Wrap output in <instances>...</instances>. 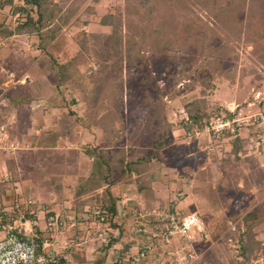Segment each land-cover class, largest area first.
<instances>
[{
	"label": "rangeland",
	"instance_id": "rangeland-1",
	"mask_svg": "<svg viewBox=\"0 0 264 264\" xmlns=\"http://www.w3.org/2000/svg\"><path fill=\"white\" fill-rule=\"evenodd\" d=\"M0 3L4 4L0 30L11 32L0 34V144L7 146L0 149L1 208L18 209L17 215L24 218L35 216L41 227L48 214L58 213L60 221L57 230L49 233L48 249L64 257L62 264H88L89 260L97 264L102 236L110 238L108 225L102 229L96 224L88 233V212L74 222L73 210L66 206L80 198L75 188L90 171L88 149L97 145L110 153L122 148L127 154L148 158L143 177L162 206L155 212L168 209L171 201L183 203L185 211L200 215L205 227L201 235L190 232L191 236L173 235L168 243L158 242L149 261L264 264V39L256 44L253 38L264 11L256 0H45L50 12L61 8L39 33L16 28L27 12L21 8L36 17V6L23 0ZM214 7L219 8L224 28L217 26ZM106 14L111 15L112 25L100 24ZM236 20L242 28L235 27ZM114 24L121 37L115 79L122 83L117 92L123 94L118 97L123 101L111 107L107 103L100 111L109 74L99 68L111 60V53L105 48L95 50V35L107 41L104 36L114 30ZM53 28L51 39H44L45 47L38 46L40 35ZM234 29H241L240 39L231 33ZM88 78L94 79L96 87L90 92ZM48 79L54 80L57 90ZM194 105L208 122L201 129L189 126L187 112ZM156 107L163 108L167 124L157 119ZM106 111L116 117L110 132L99 120ZM61 112L76 117L57 127ZM217 118L233 126L224 130L229 135L217 134ZM90 121L96 123L92 128ZM114 133L120 137L111 138ZM164 135L163 143L155 145ZM236 135L245 141L238 157L232 153ZM254 137L263 142L257 145ZM59 157L73 169L59 181L61 197L45 191V174L31 169ZM116 184L109 187L120 195V206L135 211L130 215L125 211L130 219L123 229L129 234L136 216L155 212L144 210L135 183ZM174 211L183 214V208ZM249 213L247 219L238 218ZM140 239L120 236L110 250L120 249L123 243L135 252ZM241 245L246 259L240 254Z\"/></svg>",
	"mask_w": 264,
	"mask_h": 264
},
{
	"label": "trees",
	"instance_id": "trees-1",
	"mask_svg": "<svg viewBox=\"0 0 264 264\" xmlns=\"http://www.w3.org/2000/svg\"><path fill=\"white\" fill-rule=\"evenodd\" d=\"M23 1L31 4L32 6L33 5L36 6V9H35L36 17L32 15L31 13L32 11L30 9L26 10L25 7L24 8L22 7L21 10L27 11V12L22 14V15H25V19L22 22H20L16 27L19 31L22 29H27V31H30V32L36 31L37 33H39L41 30H43V28L46 26V23L49 22V20L52 21V19L56 15V12L60 10L61 8V6H57L55 11L50 12L47 9L45 0H23ZM256 1L261 11L263 12L264 11V0H256ZM214 2L216 3L217 0H214ZM3 5H4L3 3H0V6H3ZM213 9H215V10H212L214 17L215 18L218 17L217 26L219 28H224V24L222 22L223 18H221L219 15L220 13L217 12L219 11V8L214 7ZM228 17H229V21L232 20V14L229 15ZM100 24L104 26L112 25L113 22L111 21V15L106 14L102 16L100 20ZM234 25L235 27L240 26L242 28L241 21L236 20L234 22ZM113 26H114V30L109 35L104 36L107 39V41L104 42L101 39H98L101 37L100 35H95L96 42H95V39H93L95 42L94 47H96L95 48L96 51L101 52V49L105 48L107 53H111V57H110L111 60L108 61V63L106 64H101L99 68V69L105 70V72L109 74L107 81L103 85V90H102V94L100 98L102 99L101 101L104 103V105H102V102L99 101L100 106H101V108H99L100 111H102L103 107L104 108L108 107L109 104L107 103H110L111 105L109 106L111 107L113 104H116L119 101L118 97L120 95L118 96L119 92H117V89H118V86L122 85V83H120L118 80L115 79L116 72L120 67L119 65L120 63L117 61L119 59V55L121 54L120 52L121 51V47H120L121 37H120V32L117 30V25L114 24ZM208 27L209 26H207V29ZM211 29L212 28L209 27L208 30H211ZM54 33H55V28L48 30V32L45 34L44 37L40 35V42L38 46L45 47L44 39L47 38L48 40H50ZM231 33L237 36V38L239 39L241 38V34H242L241 29H234V32H231ZM0 34H3V36H7L11 34V32H5L4 30H0ZM253 38H256V41H254V43L256 44H259L261 41H263L260 39H264V18L263 17L258 18L257 29L254 32ZM102 45H104V47H102ZM262 60H264V55L262 57ZM43 66H45L47 69L49 68L46 64ZM107 67L108 68L111 67V69H109L108 71ZM93 75L94 74H92L91 76L90 74L92 78L93 77L95 78L97 76V72L94 76ZM92 78H88L92 84L91 89L88 92L96 89V87L93 85V82L95 81ZM48 81H50L53 88L57 90V84L54 82V80L48 79ZM130 88L134 89L133 86ZM122 96H120V98H123ZM124 96L127 99V90H125ZM144 97L146 98V96ZM122 101L123 99H121L119 102H122ZM50 105H52V107L57 108V105L54 103H50ZM194 108L195 109L188 110L187 112L188 119L190 120L189 126L191 125V126H195L201 129L203 128V126L207 124L206 123L207 121L206 120L203 121L200 111L199 112L197 111L198 109L197 106L194 105ZM153 111L156 114L157 119L159 121H162L160 123L167 124V119H166L165 113L163 112L162 107L161 108L156 107L154 108ZM62 112H61V115L59 114L60 117L57 118L56 120L57 125L56 124L55 125L57 127L58 125L61 124V122L70 120L71 117H76V115L73 112H68V113L67 112L62 113ZM111 112L112 113L110 112L108 113L107 111L103 112V114L100 115L101 119L99 118V120H101L100 121L101 124L107 127L108 132H110V129L114 127L112 123L116 121L115 119L116 117H114L113 111ZM111 121L112 123L110 124ZM89 124L92 128L93 127L92 125H95L96 123L90 121ZM222 132L224 131H221L219 133L221 134ZM224 134L229 135L230 133L224 132ZM113 137H120V135H117L116 133H114V135L111 138ZM163 137H165V135L162 136L161 139L156 140L154 144L161 145L163 143L162 142ZM54 138H56V136H54ZM254 139L256 140L257 137H254ZM244 143L245 141H243L237 135L234 136L233 144H232V153L234 154V157H238V154H240L242 149H244L243 148ZM105 148L99 149L97 148V145L96 146L94 145L93 148L88 149L87 154H88V158H90V161H91V168H90V171L87 177H85L82 181H80V183L75 188V193H77L80 198L78 201H72L71 204L66 206V208L73 210V213H74L73 217L74 219L76 218L74 222H77L78 220L76 216H78L79 214L88 212V216L86 217L87 221L94 220V219L97 220L101 225H105L101 227L102 229H104V227L108 225L109 227L108 230L107 228L105 230L107 231V236H109L110 238L107 243L102 244L100 252H99L100 254H98L99 256L96 260L97 264H103L107 249L113 245L114 243L113 241L117 240V239L115 240L114 238L115 236H113V231L116 228H119L120 230L119 233L120 234L123 233L122 225L116 221L117 218H120V219L123 218V216L121 217V215H119L120 212L118 210L119 209L118 202L120 199V195L117 196L113 194L109 186L117 185L116 184L117 182H118V185H122V184L126 185V184L135 183L136 192L139 194L140 198L144 200V203H145L144 210L149 212L151 211L153 207L154 208L156 207L153 204L155 201L154 190L150 186L149 181L146 178H144L145 176L143 177V174H145L146 171L148 170V166H149L148 158L143 157V156H134L132 154H127L122 148L109 153L108 151H106L107 149ZM50 151L51 150L48 149L47 153L50 154ZM71 155L72 156L76 155V152L75 154L71 153ZM46 158H49V157H46ZM31 169L35 170L36 174H38L39 172L44 173L45 174L44 175L45 176L44 190L47 191L48 193H55V194L58 193L60 197L63 195V191L59 189V184H60L59 181L62 178L64 173H69V172H72L73 170L72 167L70 168H68L67 166L65 167L64 162L60 157L55 158L53 160L47 159L40 166L31 168ZM57 169L59 170L58 172L55 171ZM133 175H136L135 179H133ZM99 189H102V190L99 191ZM87 194L88 196H86ZM32 212H34V210ZM248 215H250V213L246 214L245 216H239L238 218L243 217V219H247L249 218ZM50 216H51V213H50ZM25 217L34 218L35 216L31 217L29 215ZM136 217L137 218L135 220L136 221L135 225L138 229H136L135 232L141 235L139 236L140 238H142V235L146 236L147 234L151 232V231L148 232L147 228L144 227V225H139V222L141 221L146 222L147 226H149L151 228L150 230L152 231L154 230V231L159 232L162 230V222L155 219L154 217H151V216L146 217V216H142L141 214H139V216H136ZM232 220L235 221L234 218H232ZM208 224L209 223H207V226H209ZM76 228H78V226ZM77 233H79V230H77ZM149 236H151V233L149 234ZM240 249H241L240 254L245 256V259H246L247 258L246 248L243 245H241ZM63 260L64 259H62V261Z\"/></svg>",
	"mask_w": 264,
	"mask_h": 264
},
{
	"label": "built area",
	"instance_id": "built-area-1",
	"mask_svg": "<svg viewBox=\"0 0 264 264\" xmlns=\"http://www.w3.org/2000/svg\"><path fill=\"white\" fill-rule=\"evenodd\" d=\"M227 122L224 118H217L215 124L217 134L226 129L233 130V126L231 127ZM255 141L257 145H260L263 139L258 137ZM6 148L7 146L0 144V149L4 151ZM151 217L162 222V230L159 232L153 230L151 236H142L135 252L118 255L110 264H151L147 260L148 255L153 252L154 247H157L158 242L165 244L169 242L173 235L191 236L190 232L201 234L205 229L200 215L195 212L184 215L166 209L155 212ZM59 221L60 215L55 214L45 218L44 226L41 227L35 218H24L17 215V210L12 211L0 207V232L2 233L0 238V264H62L64 257L48 249L50 247L49 233L57 230L56 226ZM145 224L147 225L144 221L139 222V225ZM232 226L235 229V225ZM99 235H102V233L100 232ZM102 238L104 243L109 241L107 237L105 239L102 236ZM193 238L195 239V237ZM161 264L186 263L169 261Z\"/></svg>",
	"mask_w": 264,
	"mask_h": 264
},
{
	"label": "crops",
	"instance_id": "crops-1",
	"mask_svg": "<svg viewBox=\"0 0 264 264\" xmlns=\"http://www.w3.org/2000/svg\"><path fill=\"white\" fill-rule=\"evenodd\" d=\"M155 194H156V192H155ZM194 195V192L193 193H191V194H188L187 195V198H188V200H190V198H192V196ZM157 197V196H156ZM158 201H154V206H156L153 210L155 211V210H157V209H161L162 208V206H159L158 205ZM125 207V205H121L120 206V204H119V202H118V210H119V215H121V217L123 216V218L122 219H120V218H118V219H116V221L119 223V224H121L122 225V227H126V224H125V222L126 221H128V219H130L128 216H126V212L130 215L131 213H134L132 210V212L131 213H129V209H128V211H126L127 209H125L124 208ZM180 208V209H182L183 208V214L185 215V214H189V213H191V212H193V211H191V212H189V211H185L184 209H185V206L183 205V203H179V206L177 205V204H175V202L174 201H171V203H170V205H169V207H168V209L167 210H172V211H174V208ZM54 209V208H53ZM136 209H138V211H140V208H138V206H136ZM166 209V208H165ZM126 211V212H125ZM195 213H197V212H195ZM55 214H58V213H55ZM55 214H52L51 213V216L52 215H55ZM48 215H50V214H48ZM47 218V217H46ZM120 219V220H119ZM38 222H39V224H40V221H39V219H38ZM96 222V223H95ZM135 224H136V221L134 222ZM96 224H99L100 225V228L101 227H103V226H105V225H101L97 220H88V233H89V229H90V231H92L93 232V230H94V225L96 226ZM128 224V223H127ZM134 225V224H133ZM96 229V228H95ZM133 232H130L129 234H126V232H124V229H123V233H119V228H116L114 231H113V236H141V235H139V233H136L135 231H136V229H138L137 227H136V225L133 227ZM151 228H147V231L148 232H150V231H152V230H150ZM151 233V232H150ZM149 233V234H150ZM194 233V232H193ZM125 234V235H124ZM149 234H147L146 236H149ZM199 234V233H198ZM96 236V235H95ZM143 236V235H142ZM176 236V235H175ZM177 236H180V235H177ZM195 236H197V234L195 235ZM116 242H117V244L120 242V237H119V239H117L116 240ZM114 246V245H113ZM113 246H111V247H109L108 249H107V252H106V254H105V259H104V261H103V264H110L111 262H112V260L116 257V256H118V255H122V254H128L130 251H129V249H127L128 248V246H127V244L126 245H123V243H122V246H120V249H117V250H110V248H112ZM117 247H119L118 245H117ZM127 247V248H126ZM98 252H100V249L98 250ZM132 252V251H131ZM89 253V252H88ZM112 253H114V254H116V256L114 255V257H113V259L111 258V254ZM151 254H153V252L151 253ZM89 257V256H88ZM148 262L149 263H151V264H156L155 262H151V261H149L150 259H149V255H148ZM91 260H89L88 261V264H93V262H90ZM157 264H159V263H157ZM161 264V263H160Z\"/></svg>",
	"mask_w": 264,
	"mask_h": 264
}]
</instances>
